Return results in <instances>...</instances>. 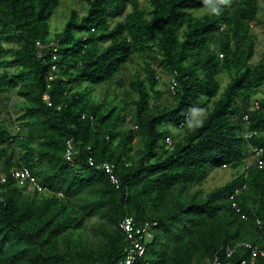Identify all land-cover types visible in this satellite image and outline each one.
I'll list each match as a JSON object with an SVG mask.
<instances>
[{
	"label": "trees",
	"instance_id": "16d2710c",
	"mask_svg": "<svg viewBox=\"0 0 264 264\" xmlns=\"http://www.w3.org/2000/svg\"><path fill=\"white\" fill-rule=\"evenodd\" d=\"M81 2L84 12L71 8L52 32L62 0H0V91L25 100L21 130L0 108V176L7 177L0 183V264H114L123 257L119 224L128 217L158 222L149 264L216 256L241 264L250 250L239 245L264 244V165H248L250 147L264 149V52L254 64L252 32L264 0ZM37 42L45 45L41 56ZM153 53L177 80L168 106ZM136 58L142 70L122 81ZM114 83L125 88L122 97L99 102L95 88ZM201 109L206 115L193 129L176 135L168 128L185 129ZM138 136L144 144L135 157ZM105 163L114 165L119 187L100 168ZM24 168L50 193L20 185L11 173ZM213 169H230L233 178L190 195ZM95 216L114 227L101 231L97 248L75 240Z\"/></svg>",
	"mask_w": 264,
	"mask_h": 264
},
{
	"label": "rangeland",
	"instance_id": "374dc122",
	"mask_svg": "<svg viewBox=\"0 0 264 264\" xmlns=\"http://www.w3.org/2000/svg\"><path fill=\"white\" fill-rule=\"evenodd\" d=\"M62 1L63 3L61 8L57 11L55 16L50 21L52 32H55L56 30H59L64 26V23L66 22L67 16L71 8L75 7L79 10L80 13L84 12V5L81 2V0H62ZM141 3L143 7H146L148 5L147 0H141ZM260 21L261 22L258 23L255 22L252 23V32L258 37L257 46H256V55L253 59L254 64L260 60L262 53L264 52V2L262 3ZM15 45L16 43L13 46ZM153 54L155 55V59H153V61L152 60L150 61L153 63L154 67L158 72V75L160 76L161 89L164 92L161 101L163 105L168 106L174 103V99L169 94L170 76L167 75V73L165 72V69L161 62L160 55L158 53H153ZM142 61L143 60L141 58H136L132 63L125 66L121 74L122 81H127V82L130 81L136 72L141 71L143 67ZM228 81L229 78L227 76L222 77V83L224 87L226 86ZM124 89L118 88L115 83L111 86V88H107L105 85L98 86L95 88L94 95L99 102H103L106 95L110 100H118V98L122 97V93L125 91ZM205 100L206 99H203V102ZM24 102L25 100L22 98H18L16 94H13L9 98H6L4 92L0 91V108H3L4 117L8 118V123L12 128H18L19 130H21L20 123L18 122L17 117L20 116L24 111L23 109ZM205 115H206L205 109L198 110L193 116L191 122L186 125L185 129H179L175 127L173 124L169 125L168 128L171 130L173 134L176 135L184 134L185 131L191 130L195 126H197ZM130 127L132 128L135 126H130ZM143 144H144V138L142 136H138L132 144L133 151L131 152V154L135 157H139L140 152L143 148ZM251 163H253L252 156L248 158V165ZM233 173L234 172L230 169H213L210 171L208 179L205 182H203L201 185L192 187L189 193L190 195H192L193 193L199 191L203 195H205L208 192L212 191L213 189L220 187L225 183H227L228 181H230L233 178ZM79 203L81 204L82 201L79 200ZM84 227H85L84 229L77 232L78 234L76 233L77 236L75 237V240L76 238H79L82 243L95 248L99 247L102 244L103 241L101 234L102 230H114L113 225H111L105 219L101 218V216H95L89 218L86 221Z\"/></svg>",
	"mask_w": 264,
	"mask_h": 264
},
{
	"label": "built area",
	"instance_id": "2783aa9c",
	"mask_svg": "<svg viewBox=\"0 0 264 264\" xmlns=\"http://www.w3.org/2000/svg\"><path fill=\"white\" fill-rule=\"evenodd\" d=\"M37 47L40 51H42L45 46L41 42H37ZM51 47L53 49V61H57L58 56L57 54V46L55 43L51 44ZM41 52L38 54L41 56ZM57 71V67L55 64H53L52 72L54 73ZM50 79H53L51 77ZM177 85V80L173 78V82L171 85L172 90H174L175 86ZM45 100L49 99V96H44ZM259 103H255L254 109H259ZM248 117H245V120H247ZM253 134H246V139L251 138ZM73 141L71 140L70 143ZM166 145L168 148L172 149L174 147V142L171 137L166 138ZM251 152L256 160V163L260 168L264 165V149L258 148V147H250ZM73 148L72 145L69 144V148L67 149L66 159L69 162L73 161ZM89 162L91 165H95L93 158L89 159ZM100 168L104 169L107 174L111 176L112 182L119 187V180L114 173V165L111 164H103L100 166ZM11 175L16 178L18 183L20 185L28 184L30 187H35L38 189L40 193H50V190L40 184L38 180L32 176L31 172L24 168L22 170L16 171L13 170ZM7 180L6 176H0V183H5ZM238 193V191H237ZM158 227V222L153 221H146L145 223H139L134 218L128 217L124 218L120 224L119 228L123 231L125 235V245L123 248V257L119 260H117L114 264H149L147 261L146 255L148 250V244H150L156 235V230ZM241 246H245L247 249L250 250V256L248 259L241 262V264H255L257 259L264 258V244H258V245H252L250 243H244ZM234 253V249L228 248L226 250V256L229 258ZM202 264H222V261L219 256H216L214 259H207Z\"/></svg>",
	"mask_w": 264,
	"mask_h": 264
},
{
	"label": "clouds",
	"instance_id": "9594fccd",
	"mask_svg": "<svg viewBox=\"0 0 264 264\" xmlns=\"http://www.w3.org/2000/svg\"><path fill=\"white\" fill-rule=\"evenodd\" d=\"M52 43H55V42H52ZM51 43V44H52ZM51 44H50V47H51ZM56 44V46H57V48H58V44L57 43H55ZM45 46V45H44ZM39 49V48H38ZM51 49H52V47H51ZM52 51H53V49H52ZM41 53H42V51H41ZM54 53V52H53ZM57 56H58V54H56ZM58 60V59H57ZM55 62V61H54ZM173 78H175V77H170V84H169V87H170V89L172 90V88H171V85H172V82H173ZM257 103V102H256ZM259 103V102H258ZM259 106H260V104H259ZM254 107H255V103H254ZM260 108V107H259ZM251 150V149H250ZM251 156H252V158H253V162H256V160H255V158H254V156H253V154H252V152H251Z\"/></svg>",
	"mask_w": 264,
	"mask_h": 264
}]
</instances>
